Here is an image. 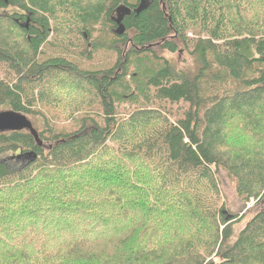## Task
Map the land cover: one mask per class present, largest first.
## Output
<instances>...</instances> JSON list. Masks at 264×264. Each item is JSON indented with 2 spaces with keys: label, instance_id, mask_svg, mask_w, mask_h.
Listing matches in <instances>:
<instances>
[{
  "label": "trees",
  "instance_id": "trees-1",
  "mask_svg": "<svg viewBox=\"0 0 264 264\" xmlns=\"http://www.w3.org/2000/svg\"><path fill=\"white\" fill-rule=\"evenodd\" d=\"M230 1L237 8L149 0L136 12L141 0H0V64L11 77L0 80V113L31 126L0 131V158L26 159L15 171L0 160V264H214L190 253L199 245L221 252L218 264H264V210L229 243L232 218L215 198L213 170L235 180L243 202L264 197V0L251 16L245 7L255 0ZM124 8L130 14L117 23ZM99 22L101 39L88 43ZM73 29L89 48L114 51V66L81 70L74 35L65 37ZM44 44L53 52L39 60ZM180 49L197 63L194 75L160 54ZM133 62L142 70L136 104L121 109ZM229 81L231 89L216 88ZM63 87L86 92L83 104L98 108L73 133L34 108ZM168 105L178 108L172 120L163 116ZM133 210L135 225L114 240L110 232ZM175 219L200 226H189L177 255L157 234Z\"/></svg>",
  "mask_w": 264,
  "mask_h": 264
},
{
  "label": "rangeland",
  "instance_id": "rangeland-1",
  "mask_svg": "<svg viewBox=\"0 0 264 264\" xmlns=\"http://www.w3.org/2000/svg\"><path fill=\"white\" fill-rule=\"evenodd\" d=\"M53 1L55 3L57 0H53ZM87 1L88 0H83V2H87ZM129 1L133 3L135 0H129ZM229 3L232 6L236 7L234 3L231 2L230 0ZM242 5H240V8ZM245 9L246 12L251 16L252 14L260 10V6L255 0L252 8L247 6L245 7ZM14 11L15 10L12 8L7 10L8 13H12ZM56 15L58 17H61L62 15V10L59 7L56 10ZM114 18L115 19L118 18V14H116ZM51 23H53V21H51ZM61 23L62 26H57V24H55V21L53 24L54 26L56 25L58 31H63L64 33H67L68 29L67 28L64 29V22L62 21ZM101 26L103 27V23L99 22L98 26L96 27V31H94L92 36L89 37L90 40L88 41V43H94L97 42V40L101 39L99 33V30H102ZM73 33L74 34H68V36L65 37H70L74 35L75 40H72V43L78 44L79 50H77V53L78 55H81L75 58L76 59L75 62H77L80 65L81 70L97 71V70H101L102 68H111L112 66H114V64L117 61V57L114 51H104L99 48L97 50H93L89 48L87 45L81 43L76 38L74 29H73ZM188 35L191 37L190 34ZM53 44L51 45V47H53ZM82 45L85 46L86 50L84 49V47L80 49V46ZM128 47L129 46L125 45L123 51L126 52L128 50ZM41 50H42V54L39 55V60H44L47 56L52 55L51 53L53 52V50L46 47L45 44L42 46ZM57 51L59 50L57 49ZM55 54L56 53H53L54 56H56ZM160 54L163 55V57L166 58L167 60L171 61V63L177 69V71H184V72L189 71L191 75H194L196 73V69L198 65L195 62L194 58L189 53L183 52L180 49L175 54H170L167 52H161ZM142 67L148 70V63L142 64ZM131 71H132V77L131 78L128 77L126 82L128 84L127 85L128 96L130 97L124 96L123 98H120L119 107L121 109L124 108L125 106L128 105L133 106L136 104L135 102L137 96L135 95H137L138 84L135 78L139 77L136 76V74L140 75V73H142V70L137 63L133 62L131 66ZM4 79L9 81L11 77L10 76L8 77V75L5 73V70L3 69L2 64H0V80L2 81ZM232 84L233 83L231 81L226 83H220V85L216 88L222 92L231 89ZM66 85H69L71 87V84H66ZM70 87L58 88L57 91L61 90V92L58 93L57 100H53L51 101V103L50 101L38 102L34 107L36 110L39 111L41 115H43L46 119H48L50 124L54 126L57 129V131L60 133L75 132L79 128L77 120L81 119L84 116L86 117L88 114H92L94 111L98 109L95 102L83 104L84 97L87 96L86 92L81 91L79 89H72ZM122 92L123 91H121V93ZM138 103L142 104L141 101H138ZM156 104L157 102L151 101V104H146L145 107L151 109V105L154 107L156 106ZM139 107H137V109H139ZM161 107L163 108L164 105H161ZM134 108L135 107H133L131 110H133ZM177 115H178V108L176 106L168 105V107L164 108L163 116H165L167 119L177 117ZM27 118L30 121H33L34 124L37 125V127L41 128L40 123L38 121H34L35 119L31 117V115H27ZM0 160H2V163L6 165L9 171L18 170L25 164L26 161V159H22V160L14 159L12 152L5 153L0 158ZM213 173H214L215 183L217 186V191H216L217 195L215 196V198L218 201V205H223L224 210L227 211V214L230 215V219L232 218L231 219L232 222H230L232 237L229 239V243H233L237 239L240 232L244 229V227L258 213H262V211L264 210V197L261 198L260 200H250L248 203H245L237 196L235 180L231 179L226 174V172L222 170L216 172L215 170H213ZM206 191H208V189ZM132 214L133 215H131L128 218L127 225L118 224L116 230H114L115 232H110V237L115 236L114 240H117L118 237L124 231V229L126 230L132 229V227L135 225V221H136L135 219L138 217V211L133 210ZM175 221L176 219L169 225L167 232L166 230H162V232H159L157 234L161 236L160 240L166 244V246L164 247L165 251L169 252L170 254L175 253V255H177L178 249L180 250L179 244L181 243V240L187 239V234L185 232L188 230V228H190L189 226L190 225L194 226V228H198L200 226L197 225V221H193L192 223L191 221H189L184 225L185 227H182V226H178V223H175ZM222 228L223 227L221 226V230ZM193 231L194 233L196 232V230ZM131 236L133 237V235ZM190 236L191 235H189L188 238ZM136 238H137L136 235H134V237L130 241V245H132L134 242L137 241ZM202 239H206V238H202ZM197 249L199 255L203 257L206 262L214 263V264L221 263L220 262L221 260L218 257H215L216 253L217 255L221 253L217 251V249L214 250L213 252H210V249L206 248V246L199 245L198 247H196V249H192L189 251L190 253H195Z\"/></svg>",
  "mask_w": 264,
  "mask_h": 264
},
{
  "label": "water",
  "instance_id": "water-1",
  "mask_svg": "<svg viewBox=\"0 0 264 264\" xmlns=\"http://www.w3.org/2000/svg\"><path fill=\"white\" fill-rule=\"evenodd\" d=\"M148 4L149 0H141L136 12H139L140 10L146 8ZM118 11L116 12L118 14V18L115 19L117 23H120V20L123 19L124 15L130 14V10L127 8L121 10V13H119ZM30 127V123L25 117L21 115L14 114L12 112L0 113V131H11ZM227 219H230V216Z\"/></svg>",
  "mask_w": 264,
  "mask_h": 264
}]
</instances>
